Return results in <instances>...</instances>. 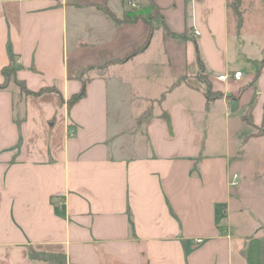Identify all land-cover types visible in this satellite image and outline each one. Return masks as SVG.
Returning <instances> with one entry per match:
<instances>
[{
	"label": "crops",
	"instance_id": "obj_1",
	"mask_svg": "<svg viewBox=\"0 0 264 264\" xmlns=\"http://www.w3.org/2000/svg\"><path fill=\"white\" fill-rule=\"evenodd\" d=\"M134 2L0 0V264H264V0Z\"/></svg>",
	"mask_w": 264,
	"mask_h": 264
},
{
	"label": "trees",
	"instance_id": "obj_2",
	"mask_svg": "<svg viewBox=\"0 0 264 264\" xmlns=\"http://www.w3.org/2000/svg\"><path fill=\"white\" fill-rule=\"evenodd\" d=\"M234 2V9H235V14L236 15H239V9H237L240 5V0H233ZM107 13L108 15H110L111 17H113V14L112 12L108 11L107 10ZM140 15L139 14H135L134 15V18L133 19H137L139 18ZM264 61V52H263V58L262 60H260L254 74L255 76H257L259 74V70H260V65L262 64V62ZM198 65H199V73H198V77L200 80H202L206 86H207V89L205 91V95H206V99L207 101H211L215 98H218L220 97L222 94L219 93V92H213L211 90V85H210V82H209V79L206 75H204V66H203V62L201 61L200 57H198ZM15 71V68L12 67L11 65L10 66H5L2 68V73L4 75V82L0 84V87H4L7 85V83L9 82V80L13 77V73ZM14 81L19 85L20 89L23 91V92H26V93H32V94H40V92L44 91V90H51L50 87H46V88H43L37 92H32L30 90L27 89V87L25 86V84L22 82V81H19L17 79H14ZM85 88H86V80H83L82 81V86H81V89L78 93L72 95L67 103H68V106L72 105L74 102H76L78 99H80L84 94H85ZM167 118V117H166ZM246 121L250 124V125H253V126H256L258 127L255 123H253L250 118H245ZM259 129V133L263 134L264 135V128L259 126L258 127Z\"/></svg>",
	"mask_w": 264,
	"mask_h": 264
},
{
	"label": "built area",
	"instance_id": "obj_3",
	"mask_svg": "<svg viewBox=\"0 0 264 264\" xmlns=\"http://www.w3.org/2000/svg\"><path fill=\"white\" fill-rule=\"evenodd\" d=\"M127 4L132 6V7H135L136 6V3L134 2V0H127ZM199 32L197 30H194V34H198ZM242 76V72L241 71H235L233 72L232 74H221V75H218V80L220 81H226L228 80L230 77H232L234 80H239ZM237 175H234V178H236ZM233 184H236L237 181L236 180H233L232 181ZM201 239H199L200 241Z\"/></svg>",
	"mask_w": 264,
	"mask_h": 264
},
{
	"label": "rangeland",
	"instance_id": "obj_4",
	"mask_svg": "<svg viewBox=\"0 0 264 264\" xmlns=\"http://www.w3.org/2000/svg\"><path fill=\"white\" fill-rule=\"evenodd\" d=\"M229 3H230V9H231V12L232 13H234L235 14V9H234V2H233V0H229ZM237 9H239V7L237 8ZM242 68V71H244L245 69V67H241ZM155 92V91H154ZM153 92V93H154ZM153 102V101H152Z\"/></svg>",
	"mask_w": 264,
	"mask_h": 264
}]
</instances>
